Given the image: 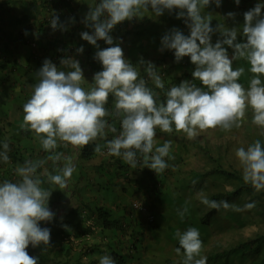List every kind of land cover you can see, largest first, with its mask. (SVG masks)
<instances>
[{
	"label": "clouds",
	"instance_id": "clouds-1",
	"mask_svg": "<svg viewBox=\"0 0 264 264\" xmlns=\"http://www.w3.org/2000/svg\"><path fill=\"white\" fill-rule=\"evenodd\" d=\"M211 3L219 7L221 0H99L95 7H90L83 20L92 32L81 33L83 40L97 47L94 59L102 65V70L94 73L88 88L83 86L86 80L78 60L61 59L64 70L51 60H44L36 73L38 82L23 104V122L19 127L34 133L42 149L50 154L45 159L26 160L23 165H17L15 173L20 178L17 182H0V264H38V257L30 256L27 248L29 245L34 248L49 245L50 229L39 225L54 217L48 207L51 192L42 187L44 180L37 171L47 161L53 165L63 161L61 167L54 169L55 174L44 168L47 182L60 188L67 186L68 179L76 171L73 158L56 151L58 145L81 148L98 138L104 139L103 145H95L96 153L106 148L108 155L121 158L133 169L142 163V167L160 174L169 167L165 158L175 157L170 155L171 140L156 146L157 129L163 133L182 132L187 139L193 140L209 129L231 131L240 128L249 109L251 123L264 129V4L257 3L243 14L242 35L246 42H237L239 29L219 24L214 30L211 14H201V10ZM235 3L239 5L240 0ZM149 6L156 16L165 10L170 13L179 10L176 18L184 19L190 34L185 36L179 29H171L162 37L161 51L174 50L176 62L190 57L195 66L191 74L193 81H199L201 85L182 81L165 92L163 101L158 100V94L147 86L137 68L124 57L119 44L112 46L114 40L110 35L117 24L138 17L141 10L147 11ZM227 16L234 19L235 13L229 12ZM50 26L53 30H66L58 16L51 17ZM214 31L223 37L215 44L211 42ZM99 40L110 46L99 49ZM224 45L233 50L231 58ZM83 51V46L77 49L79 53ZM241 59L250 65L248 71L252 73L247 88L239 82L245 68H233V61ZM139 64L144 66L155 87L163 89L164 83L155 71L156 67L143 59ZM110 95L114 97L111 113L105 107ZM109 115L119 119V131L109 124L106 119ZM107 132L114 134L112 139H106ZM2 148L0 161L7 164L10 162L8 142L5 141ZM235 156L242 168L244 183L256 191L264 190V144L257 139L246 149H235ZM197 195L210 209L243 210L227 201L210 200L202 191ZM244 207L250 209L254 204ZM145 211L151 227L155 215L148 207ZM187 213L186 202L177 214L183 219ZM150 216L154 217L152 221ZM175 238L179 244L176 253L179 255L183 250L182 264H207V258L201 255L203 242L196 227H188L183 232L177 230ZM99 264H115V260L110 255H103Z\"/></svg>",
	"mask_w": 264,
	"mask_h": 264
},
{
	"label": "crops",
	"instance_id": "crops-1",
	"mask_svg": "<svg viewBox=\"0 0 264 264\" xmlns=\"http://www.w3.org/2000/svg\"><path fill=\"white\" fill-rule=\"evenodd\" d=\"M98 2L99 0H0V151H3V143L8 142L10 158L7 164L0 161V182H17L20 179L15 173L17 165H23L26 160L45 159L50 154L42 149L34 133L19 127L23 122V104L30 98L33 85L38 82L36 73L44 60H51L61 70H64L60 64L61 59L78 60L86 80L83 84L85 88L91 86L94 73L102 70L100 62L94 59L97 47L81 38L82 32H92L83 20L90 7H95ZM257 3L264 4V0H240L239 5L235 0H221L219 7L211 3L201 10V14H211V26L214 30L219 24L229 29L235 27L242 30L243 14ZM178 11L176 9L170 13L165 10L162 15L156 16L149 6V10L142 9L138 17L117 24L110 33L114 40L112 46L119 44L124 57L134 66L137 64L140 77L145 81L147 74L144 66L134 64L138 59L150 61L166 84L171 77H179L184 72L194 70L190 57L185 56L176 62L174 50L161 51L162 37L171 29H179L185 36L190 34L188 27L175 24L180 20L176 18ZM229 12L235 13L234 19L227 16ZM52 16H58L66 30H53L50 26ZM215 33L218 31L213 32L211 39ZM243 38L245 37L239 31L237 39ZM97 44L101 50L110 46L103 40L97 41ZM81 46L83 53L77 52ZM161 61L163 65L158 66L156 63ZM105 107L111 113L114 110V99L109 98ZM107 120L117 131L120 130L118 118L109 115ZM113 136V133L107 132L106 139L110 140ZM181 136L183 135L175 130L172 133L156 130V146H162L164 141L171 140L170 155L175 157H166L169 167L160 174L142 167V163H138L133 169L121 158L108 155L106 148H102L101 153H96L95 145H103L104 139L98 138L90 143L93 144V150L87 157L83 153L85 146L74 148L71 145H58L56 151L71 156L76 167L67 186L60 188L50 184L44 175V168L55 174L54 169L61 167L63 161L58 165L47 161L37 171V175L44 180L42 187L51 192L48 207L54 217L51 221L41 222L42 228L50 229V239H55V233H59L61 240L55 239V248L64 250L63 253L65 250L71 251L74 256L80 253L83 263L94 260L95 264H99L101 256L114 252L124 255L125 264H167L169 259L171 264H177L175 249L179 244L175 232L180 228L186 230L191 221L188 219L182 224L178 215H175L165 228L161 225L167 211L165 206L177 213L180 210L177 203L182 201L184 207L187 202L188 211L194 212L191 205H201L197 194L203 192L200 188L193 189L196 183H192L197 181L200 171H183V166L188 165L189 161L183 158L181 147L184 143L178 142ZM176 143L181 144L175 145ZM88 151L86 153H90ZM191 176H194L193 180L191 178L188 181ZM136 203H142L150 213L155 214L160 225L158 229L149 226L146 211L136 208ZM71 210H77L82 219L78 228H72L64 222ZM195 215L189 214V217ZM105 219L117 221V225L105 226ZM87 247L88 251L92 247L93 255L85 254ZM180 254H183L182 249Z\"/></svg>",
	"mask_w": 264,
	"mask_h": 264
},
{
	"label": "trees",
	"instance_id": "trees-1",
	"mask_svg": "<svg viewBox=\"0 0 264 264\" xmlns=\"http://www.w3.org/2000/svg\"><path fill=\"white\" fill-rule=\"evenodd\" d=\"M180 21V25L182 27H187L184 19H180ZM161 62L156 64L158 66L159 64L163 65V62ZM192 69H194L193 66ZM193 71L194 70L187 73L184 72L179 77H171L167 84L164 83L163 89L156 88L154 83L152 81L150 82V79L147 78V76L146 83L148 87L158 94V100L163 101L165 99V92L170 89L171 86H178L185 80L193 81V77L191 75ZM193 83H196L197 86H201L199 81H193ZM92 150L93 144H90L85 146L83 153L87 157L91 154ZM87 151L90 153H86ZM205 152L206 154L209 153V148L205 149ZM222 159L224 158L220 157L219 159H212L214 161H212L214 165L209 169V171L199 173L196 185L193 189L200 188L201 190H210V193L207 195L208 199L227 201L229 204L237 205L243 210L237 212L231 209L225 210L221 207L219 210L208 208V210L204 212V208H202L201 205H191V208L195 210L194 212H196V215L190 218L188 214L187 216H184L183 219L180 218L181 223L184 224L189 219L191 221L190 226L197 227L199 233H203V235H200L202 242H207L211 237L212 230L210 229V226L212 225L214 228L216 227L218 229L230 227L233 230H243L253 221L261 222L258 220H262L264 222V190L256 191L250 184H245L242 178V170L235 167H223ZM193 177L194 176H191L188 181L191 178L193 180ZM214 177L218 178L214 180ZM205 187H207V189ZM250 203L254 204V207L250 209L244 207L246 204ZM150 209L152 210V208ZM222 210H224L225 213L220 212ZM64 222L68 223L72 228H78L82 224V219L77 214V210H71ZM103 224L105 226H116L117 221H109L108 219H105ZM42 225V222H40L39 226L41 228ZM150 225L152 229L159 228L160 225L156 220V216L155 221ZM55 235L56 240H61L59 233H55ZM55 239H50L49 245L41 244L38 248H34L29 245L27 252L32 257H38V264H95L94 260H90L89 263H83L82 255L80 253H77L75 256L71 253V251L65 250V253H63L64 250L55 248L57 245ZM87 249L88 247L86 248L85 254H94L92 247H90L89 251ZM110 256L115 260V264L126 263L124 255L112 252L110 253ZM211 261L212 264H264V232L258 230L252 235L245 238L240 237L237 241L229 243L228 246L224 247L222 250L214 252L211 257Z\"/></svg>",
	"mask_w": 264,
	"mask_h": 264
},
{
	"label": "rangeland",
	"instance_id": "rangeland-1",
	"mask_svg": "<svg viewBox=\"0 0 264 264\" xmlns=\"http://www.w3.org/2000/svg\"><path fill=\"white\" fill-rule=\"evenodd\" d=\"M262 11H264V8H262ZM264 14V13H262ZM177 25L181 24L180 20H177ZM242 32V30H240ZM216 34V33H215ZM214 34V35H215ZM213 35V36H214ZM223 37L221 36L220 32H218L212 39L211 42L215 44L217 40H222ZM237 42H246V38L243 39H237ZM225 48H227L229 58L233 55V50L231 48H228L227 45H224ZM141 59H138L134 62V64L138 63ZM192 66H194L192 64ZM137 68V64L135 65ZM236 67H244L245 73L240 77L239 82L244 85L245 88L248 87L249 81L252 77V73L248 71L250 65L243 59L233 61V68ZM262 80H264V77H262ZM110 100L114 99L113 96L109 97ZM109 107V105H108ZM109 117V116H108ZM107 119V117H106ZM252 120V113L249 109L246 114V119L244 122H242V125L240 128H233L231 131H224L220 128L216 129H209L205 132H202L199 134V136L193 140L187 139L186 135L182 132L180 139L181 143H184L181 147V150L183 151V158L189 161V164L183 166V171H191L196 170L200 171V173H205L209 171V169L214 165V161L212 159H219L220 157L224 158L222 159L223 167L230 168L235 167L240 170L242 168L239 165V162L235 156V149L239 147H245V149L252 144L255 140L259 139L262 144H264V135H261L262 132H264V129L259 128L258 126L251 123ZM175 137V134L173 135L172 139ZM181 143H176L175 145H179ZM209 148L210 152L206 154L205 149ZM175 150V149H174ZM168 162L167 158H165ZM213 161V162H212ZM218 177H214V180ZM220 179V178H219ZM208 180V178H207ZM207 189V187H205ZM210 190H203V193L207 196L210 192ZM208 197V196H207ZM177 207L182 210L183 208V202L179 201L177 203ZM201 207L204 208V212L208 210V207L201 203ZM165 209H167L164 220L162 221V224L165 228L169 225V220H172V217L175 215H178L177 213L171 212L170 208L165 206ZM222 213H225L224 210L220 211ZM187 214H193L194 212H189ZM180 218V216L178 215ZM261 222L253 221L250 225H248L243 230H233L232 228L228 227L225 229H218L214 228V226H210V229L212 230V235L209 238L207 242H203V248L201 255L205 256L207 258V264H212L211 257L214 252L217 250H222L224 247L228 246L229 243H232L233 241H237L240 237H247L249 235H252L256 233L258 230L264 232V222L262 220H258ZM194 227V226H190ZM197 228V227H196ZM179 230L185 231L182 228ZM169 231V229H167ZM200 235H203L201 233ZM183 254H177L175 255V263L182 264ZM171 260L169 259L167 261V264H171Z\"/></svg>",
	"mask_w": 264,
	"mask_h": 264
},
{
	"label": "built area",
	"instance_id": "built-area-1",
	"mask_svg": "<svg viewBox=\"0 0 264 264\" xmlns=\"http://www.w3.org/2000/svg\"><path fill=\"white\" fill-rule=\"evenodd\" d=\"M105 151H106V153H107V150H106V149H105ZM107 154H108V153H107ZM135 207L138 208V209H141V210H146V207H145L144 205H142V204H136ZM153 219H154L153 216H150V217H149V220H150V221H152Z\"/></svg>",
	"mask_w": 264,
	"mask_h": 264
}]
</instances>
